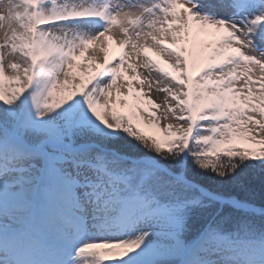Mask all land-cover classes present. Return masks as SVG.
Returning <instances> with one entry per match:
<instances>
[{
	"label": "snow or ice",
	"instance_id": "6c2138e0",
	"mask_svg": "<svg viewBox=\"0 0 264 264\" xmlns=\"http://www.w3.org/2000/svg\"><path fill=\"white\" fill-rule=\"evenodd\" d=\"M0 264H264V0H0Z\"/></svg>",
	"mask_w": 264,
	"mask_h": 264
},
{
	"label": "trees",
	"instance_id": "16d2710c",
	"mask_svg": "<svg viewBox=\"0 0 264 264\" xmlns=\"http://www.w3.org/2000/svg\"><path fill=\"white\" fill-rule=\"evenodd\" d=\"M205 179H206V182L209 184L210 187H215L216 184L218 183V182L212 181L210 178H207V177ZM219 183H223V182H219ZM257 199H258V197H257ZM257 205H259V204H257Z\"/></svg>",
	"mask_w": 264,
	"mask_h": 264
},
{
	"label": "rangeland",
	"instance_id": "374dc122",
	"mask_svg": "<svg viewBox=\"0 0 264 264\" xmlns=\"http://www.w3.org/2000/svg\"><path fill=\"white\" fill-rule=\"evenodd\" d=\"M164 93L160 92V93H153V98L157 100V102H159V100L163 97Z\"/></svg>",
	"mask_w": 264,
	"mask_h": 264
}]
</instances>
